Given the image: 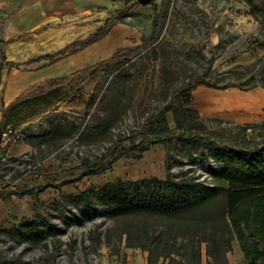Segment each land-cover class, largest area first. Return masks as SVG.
Instances as JSON below:
<instances>
[{
  "label": "rangeland",
  "instance_id": "1",
  "mask_svg": "<svg viewBox=\"0 0 264 264\" xmlns=\"http://www.w3.org/2000/svg\"><path fill=\"white\" fill-rule=\"evenodd\" d=\"M50 1L0 0V87L5 71L18 65L6 59V42L50 27L75 29L99 22L100 27L117 28L126 24L137 30L130 47L149 37L154 27L156 40L150 47L155 45L157 52L143 50V58L124 64L105 60L30 89L29 94L40 89L55 91L46 97L49 107L15 124L18 137L0 145V227L10 228L23 217L40 214L54 225L55 232L45 246L44 242L30 246L0 232V264H167L163 258L149 262L147 250L118 242L110 231L113 221L107 217V208L97 206L87 214L57 200L61 192L79 194L89 186L119 178L176 179L195 174L204 179L208 178L205 159L219 165L213 159L214 148L189 145L186 138L175 135L167 142L151 144L140 158L119 157L111 169L90 173L150 142L146 133L132 130L139 126L135 109L147 71L159 58L175 65L178 84L191 77L202 81L192 88L193 102L203 127L217 144L245 140L251 147L264 143V0H150L145 4L138 0H60L70 4V11L57 12L51 23L37 25L46 16ZM227 83L232 85L221 88ZM163 102L160 97L152 109ZM166 119L174 128L171 111L166 112ZM4 128L0 123V131ZM46 132L50 136L45 143L30 139ZM109 147L105 158L94 163ZM200 250V264H216L205 254L204 243ZM222 264H248L236 239ZM255 264H264V260Z\"/></svg>",
  "mask_w": 264,
  "mask_h": 264
},
{
  "label": "trees",
  "instance_id": "2",
  "mask_svg": "<svg viewBox=\"0 0 264 264\" xmlns=\"http://www.w3.org/2000/svg\"><path fill=\"white\" fill-rule=\"evenodd\" d=\"M109 30V26L100 27L84 39L75 40L45 58L53 61L74 53L98 41ZM154 32L153 27L150 36L142 37L134 47L117 48L107 61L124 64L136 57L143 58L140 53L143 50L157 52L155 45L150 47L156 40ZM174 66L163 58L157 59L147 71L137 102L135 115L139 126L132 131L146 133L150 142L139 150L129 149L90 173L111 169L112 162L119 157L140 158L151 144L167 142L176 135L186 138L189 145L214 148L213 159L219 165L215 167L207 159L203 161L208 178L198 179L195 174H183L176 179L171 176L163 179L119 178L99 187L89 186L79 194L61 192L57 203L70 204L87 214L94 212L97 206L107 208V217L113 221L110 231L115 233L118 242L124 240L125 246L147 250L149 262L155 263L163 258L168 260L167 264H200V245L204 243L205 254L216 264H222L226 253L231 250V242L236 239L244 259L248 264H255L264 260V143L251 147L245 140L235 145L217 144L212 133L203 127L193 102L192 88L202 81L191 77L178 84ZM57 79L61 78L49 81ZM36 85L29 86L3 108L1 124L17 127L15 124L39 114L50 105L46 97L55 88L29 94ZM231 85L227 83L221 88ZM160 97L164 102L153 110L152 103ZM168 111L173 115L174 128L168 126ZM49 136L50 133L46 132L30 139L45 143ZM110 149L95 157L94 163L104 159ZM0 232L30 246L43 242L45 246L55 227L37 214L21 218L10 228L0 227Z\"/></svg>",
  "mask_w": 264,
  "mask_h": 264
},
{
  "label": "crops",
  "instance_id": "3",
  "mask_svg": "<svg viewBox=\"0 0 264 264\" xmlns=\"http://www.w3.org/2000/svg\"><path fill=\"white\" fill-rule=\"evenodd\" d=\"M59 1L52 0L47 4L46 16L37 25L51 23V19L55 18L57 12L70 11V4ZM54 6L61 8L53 9ZM100 26L101 23L97 22L94 26L89 23L75 29L58 30V28L50 27L39 34L32 32L28 33L27 37L8 41L4 48L5 57L9 62L18 65L7 69L3 75L0 87V123L3 108L29 86L46 80L71 76L105 61L117 48L129 46L133 42L130 38H133L137 32L136 28L126 24L117 28L112 27L101 39L74 53L54 58L53 61L45 58L59 52L69 43L85 38ZM2 206L0 201V216Z\"/></svg>",
  "mask_w": 264,
  "mask_h": 264
},
{
  "label": "built area",
  "instance_id": "4",
  "mask_svg": "<svg viewBox=\"0 0 264 264\" xmlns=\"http://www.w3.org/2000/svg\"><path fill=\"white\" fill-rule=\"evenodd\" d=\"M20 130L18 127L7 126L0 134V145L5 146L10 141L18 137Z\"/></svg>",
  "mask_w": 264,
  "mask_h": 264
},
{
  "label": "water",
  "instance_id": "5",
  "mask_svg": "<svg viewBox=\"0 0 264 264\" xmlns=\"http://www.w3.org/2000/svg\"><path fill=\"white\" fill-rule=\"evenodd\" d=\"M150 0H138V2L140 3V4H145V3H147V2H149Z\"/></svg>",
  "mask_w": 264,
  "mask_h": 264
}]
</instances>
